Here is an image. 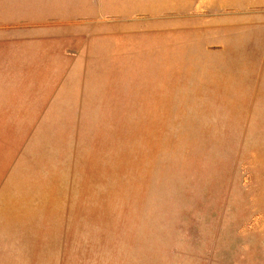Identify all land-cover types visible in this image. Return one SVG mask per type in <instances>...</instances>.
Segmentation results:
<instances>
[{"label":"rangeland","instance_id":"rangeland-1","mask_svg":"<svg viewBox=\"0 0 264 264\" xmlns=\"http://www.w3.org/2000/svg\"><path fill=\"white\" fill-rule=\"evenodd\" d=\"M0 264H264V0H0Z\"/></svg>","mask_w":264,"mask_h":264}]
</instances>
